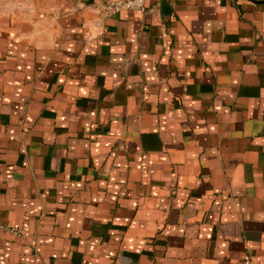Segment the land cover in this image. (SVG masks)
<instances>
[{
  "label": "crops",
  "instance_id": "crops-1",
  "mask_svg": "<svg viewBox=\"0 0 264 264\" xmlns=\"http://www.w3.org/2000/svg\"><path fill=\"white\" fill-rule=\"evenodd\" d=\"M0 0V264H264V0Z\"/></svg>",
  "mask_w": 264,
  "mask_h": 264
},
{
  "label": "built area",
  "instance_id": "built-area-1",
  "mask_svg": "<svg viewBox=\"0 0 264 264\" xmlns=\"http://www.w3.org/2000/svg\"><path fill=\"white\" fill-rule=\"evenodd\" d=\"M145 0H107L103 2L99 10L104 13H116L119 11H136L142 9ZM241 264H256L249 256H245Z\"/></svg>",
  "mask_w": 264,
  "mask_h": 264
}]
</instances>
